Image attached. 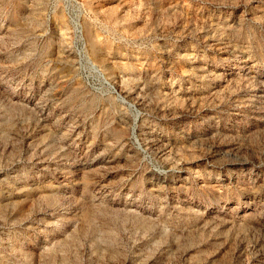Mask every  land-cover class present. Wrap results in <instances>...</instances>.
Instances as JSON below:
<instances>
[{"label": "rangeland", "instance_id": "rangeland-1", "mask_svg": "<svg viewBox=\"0 0 264 264\" xmlns=\"http://www.w3.org/2000/svg\"><path fill=\"white\" fill-rule=\"evenodd\" d=\"M0 264H264V0H0Z\"/></svg>", "mask_w": 264, "mask_h": 264}]
</instances>
